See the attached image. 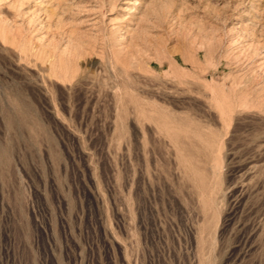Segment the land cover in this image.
Here are the masks:
<instances>
[{"label":"rangeland","instance_id":"obj_1","mask_svg":"<svg viewBox=\"0 0 264 264\" xmlns=\"http://www.w3.org/2000/svg\"><path fill=\"white\" fill-rule=\"evenodd\" d=\"M0 264H264V0H0Z\"/></svg>","mask_w":264,"mask_h":264}]
</instances>
